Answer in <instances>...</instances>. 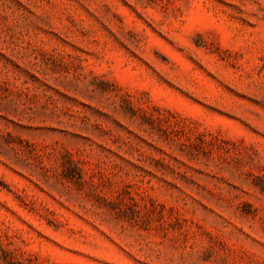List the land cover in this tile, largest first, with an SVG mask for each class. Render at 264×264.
Wrapping results in <instances>:
<instances>
[{"label": "rangeland", "instance_id": "rangeland-1", "mask_svg": "<svg viewBox=\"0 0 264 264\" xmlns=\"http://www.w3.org/2000/svg\"><path fill=\"white\" fill-rule=\"evenodd\" d=\"M0 264H264V0H0Z\"/></svg>", "mask_w": 264, "mask_h": 264}]
</instances>
